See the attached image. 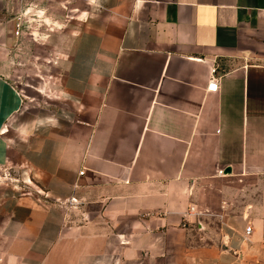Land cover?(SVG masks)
Returning <instances> with one entry per match:
<instances>
[{
	"label": "crops",
	"instance_id": "1",
	"mask_svg": "<svg viewBox=\"0 0 264 264\" xmlns=\"http://www.w3.org/2000/svg\"><path fill=\"white\" fill-rule=\"evenodd\" d=\"M0 264H264V0H0Z\"/></svg>",
	"mask_w": 264,
	"mask_h": 264
},
{
	"label": "built area",
	"instance_id": "2",
	"mask_svg": "<svg viewBox=\"0 0 264 264\" xmlns=\"http://www.w3.org/2000/svg\"><path fill=\"white\" fill-rule=\"evenodd\" d=\"M23 29H24V24L23 23H18L17 24V27H16V35H20L22 32H23ZM216 72H217V70L216 69H214L213 70V73L214 74H216ZM218 79L217 78H213L212 79V81H211V83L208 85V87H207V92H211V93H214V92H216L217 90H218ZM214 86V87H213ZM250 232H251V228L250 227H248L247 229H246V233L247 234H250Z\"/></svg>",
	"mask_w": 264,
	"mask_h": 264
},
{
	"label": "rangeland",
	"instance_id": "3",
	"mask_svg": "<svg viewBox=\"0 0 264 264\" xmlns=\"http://www.w3.org/2000/svg\"><path fill=\"white\" fill-rule=\"evenodd\" d=\"M45 2H46V1H44V3H45ZM45 4L47 5V3H45ZM46 5H45V6H46ZM66 11L69 13V10H66ZM43 12H45L44 14H47L48 11H43ZM44 14H43V15L41 14V15L44 17V16H45ZM67 16H68L67 19H69V21H70L72 18L75 20L73 14H71V16H69V15H67ZM28 51H29V49L26 50L27 54H28ZM24 56H25V55H23V57H24ZM27 56H28V55H27ZM27 56H26V57H27ZM29 56H30V55H29ZM29 56H28V57H29ZM30 58H31V56H30ZM24 79H25V78L23 77V81H22V83H23V85L25 86V85L28 84V83L25 82ZM31 79H32V80H31L30 82H31L32 84H37V79H38V78H34V77L31 76ZM35 80H36V81H35ZM235 185H236V183H233V186H235Z\"/></svg>",
	"mask_w": 264,
	"mask_h": 264
},
{
	"label": "water",
	"instance_id": "4",
	"mask_svg": "<svg viewBox=\"0 0 264 264\" xmlns=\"http://www.w3.org/2000/svg\"><path fill=\"white\" fill-rule=\"evenodd\" d=\"M231 172V169H226V173H230Z\"/></svg>",
	"mask_w": 264,
	"mask_h": 264
},
{
	"label": "snow or ice",
	"instance_id": "5",
	"mask_svg": "<svg viewBox=\"0 0 264 264\" xmlns=\"http://www.w3.org/2000/svg\"><path fill=\"white\" fill-rule=\"evenodd\" d=\"M214 87V86H213Z\"/></svg>",
	"mask_w": 264,
	"mask_h": 264
}]
</instances>
